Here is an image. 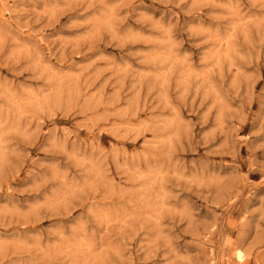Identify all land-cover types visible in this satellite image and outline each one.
Masks as SVG:
<instances>
[{
    "label": "rangeland",
    "instance_id": "obj_1",
    "mask_svg": "<svg viewBox=\"0 0 264 264\" xmlns=\"http://www.w3.org/2000/svg\"><path fill=\"white\" fill-rule=\"evenodd\" d=\"M0 264H264V0H0Z\"/></svg>",
    "mask_w": 264,
    "mask_h": 264
}]
</instances>
